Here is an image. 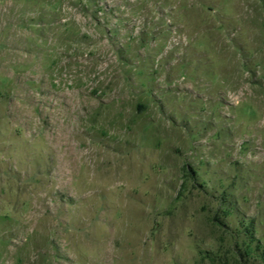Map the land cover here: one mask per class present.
Segmentation results:
<instances>
[{
    "label": "rangeland",
    "instance_id": "1",
    "mask_svg": "<svg viewBox=\"0 0 264 264\" xmlns=\"http://www.w3.org/2000/svg\"><path fill=\"white\" fill-rule=\"evenodd\" d=\"M264 0H0V264H264Z\"/></svg>",
    "mask_w": 264,
    "mask_h": 264
},
{
    "label": "trees",
    "instance_id": "2",
    "mask_svg": "<svg viewBox=\"0 0 264 264\" xmlns=\"http://www.w3.org/2000/svg\"><path fill=\"white\" fill-rule=\"evenodd\" d=\"M263 258H264V253H263Z\"/></svg>",
    "mask_w": 264,
    "mask_h": 264
}]
</instances>
